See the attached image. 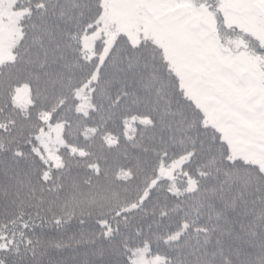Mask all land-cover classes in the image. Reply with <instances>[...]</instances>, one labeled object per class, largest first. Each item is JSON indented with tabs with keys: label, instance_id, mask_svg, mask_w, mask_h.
Instances as JSON below:
<instances>
[{
	"label": "snow or ice",
	"instance_id": "obj_1",
	"mask_svg": "<svg viewBox=\"0 0 264 264\" xmlns=\"http://www.w3.org/2000/svg\"><path fill=\"white\" fill-rule=\"evenodd\" d=\"M29 3L39 21L32 27L57 48L58 40L70 43L77 33L81 41L95 36L90 50L83 43L75 49L82 65L96 62L85 83L95 93L105 65L133 74L155 115L141 122L154 127L159 121L169 136L156 149L155 174L137 199L107 213L37 214L0 225V264H215L218 255L222 264H264V168L251 165L254 180L237 167L248 165L243 153L249 144L264 151V39H248L237 10L264 8V0ZM113 31L109 45L105 34ZM128 120L136 123L135 116ZM129 131L134 139L135 128ZM198 156L202 163L193 176L186 165ZM208 180L217 183L201 192ZM198 194L189 210L184 198ZM190 234L198 244L203 236L205 256L215 237L210 259L201 262L195 249L185 251ZM241 234L260 237L257 251L237 249L233 262L225 246Z\"/></svg>",
	"mask_w": 264,
	"mask_h": 264
},
{
	"label": "trees",
	"instance_id": "obj_2",
	"mask_svg": "<svg viewBox=\"0 0 264 264\" xmlns=\"http://www.w3.org/2000/svg\"><path fill=\"white\" fill-rule=\"evenodd\" d=\"M31 7L29 0H0V225L15 226L37 214L107 213L137 199L155 174L156 149L169 136L159 121L154 127L141 122L155 115L133 74L105 65L93 93L85 81L96 62H79V33L70 43L58 40L57 48L40 27H32L39 21L30 15ZM101 44L97 40L98 52ZM130 116L135 124L125 121ZM129 126L135 128L134 139L128 138ZM247 161L237 167L255 180L251 165L259 164ZM200 163L198 156L186 168L195 176ZM216 183L201 181V192ZM234 193L235 188L229 198ZM199 198H184L189 210ZM259 238L233 237L225 256L235 262L237 249L254 254ZM214 239L205 256L203 236L198 244L190 234L185 251L195 249L204 262L216 250ZM215 264H222L219 255Z\"/></svg>",
	"mask_w": 264,
	"mask_h": 264
},
{
	"label": "rangeland",
	"instance_id": "obj_3",
	"mask_svg": "<svg viewBox=\"0 0 264 264\" xmlns=\"http://www.w3.org/2000/svg\"><path fill=\"white\" fill-rule=\"evenodd\" d=\"M237 11H238L237 21L240 24H242L246 28V30H248L251 33L248 39H251L253 36L260 39H264V8H259L257 6L245 4L240 6ZM105 35L108 44L110 45L114 37V31L106 33ZM93 39H95V36L85 38L82 41V43L84 45H87L90 50V46ZM101 39H102L101 45L103 47L104 40L103 38ZM236 154H240V153H236ZM243 155L246 160L258 163L261 166V168H264V151L258 149L255 146L254 142L246 147Z\"/></svg>",
	"mask_w": 264,
	"mask_h": 264
}]
</instances>
